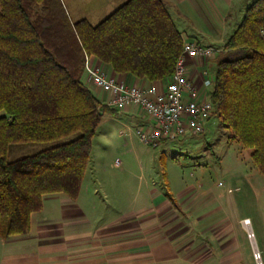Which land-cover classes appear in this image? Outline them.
<instances>
[{"label": "trees", "instance_id": "obj_1", "mask_svg": "<svg viewBox=\"0 0 264 264\" xmlns=\"http://www.w3.org/2000/svg\"><path fill=\"white\" fill-rule=\"evenodd\" d=\"M168 3L126 0L94 24L72 21L61 0H0L2 237L30 233L45 195L79 197L98 126L119 113L85 81V52L150 81L175 72L187 41ZM210 63L214 115L251 149L264 176V0L248 7ZM20 142L54 143L10 160V145Z\"/></svg>", "mask_w": 264, "mask_h": 264}, {"label": "crops", "instance_id": "obj_2", "mask_svg": "<svg viewBox=\"0 0 264 264\" xmlns=\"http://www.w3.org/2000/svg\"><path fill=\"white\" fill-rule=\"evenodd\" d=\"M125 1L105 0V5L110 8L107 15ZM167 1L169 2L168 11L186 41L193 40L202 45L215 46L222 50L231 35L241 25L248 7L255 0ZM84 14L79 13L78 17L89 19ZM89 20L93 22L91 19ZM209 64H204L201 59L190 58L187 71L189 77L200 84L202 72L205 67L209 68ZM109 71L111 75L128 83L146 85L153 82L129 73H118L111 67ZM154 82L166 85L161 80ZM93 91L102 101H107L109 93L101 89ZM118 112L120 115L124 113L136 121L138 116L142 115L143 117L144 114V120L139 121V128H143L141 124L144 121L146 122L145 128L151 125L149 117H146V113L140 106L129 105ZM230 138L237 139V137L231 136ZM249 153L251 155L250 151ZM89 165L78 198L72 199L62 193L47 194L44 196V209L33 214V227L30 233L7 238L0 235V264H112L111 260L113 259L118 260L116 264H160V260L163 264H256L253 244L251 243L249 246L250 238L242 223L244 218L250 219L251 228L256 236V249L260 251L261 263L264 264V213L255 218V221L249 216L239 218L236 222L238 225L230 227V229L236 227L239 230L242 243L236 236L231 237L232 230L231 232L225 231L227 223H230L227 217L219 221L227 225L224 231L222 229L215 235L213 240L216 239V241L213 242V245L206 243L202 239L203 236L192 233L189 228L185 229V220L181 221L182 226L176 229L174 222L178 219L177 217L175 219L172 216V219L168 220V216L157 214L159 208H163L162 211H165L164 208H167L169 203H171L173 211H178V208L184 210V206L177 201L175 203L170 195L167 200L160 201L157 198L150 208L145 209L144 213L141 212V215L129 216L127 219L130 223L125 220L118 233L105 228L106 226L103 224L95 226L89 216L94 212V207L87 205L85 201L92 197L87 189L90 181L97 179L98 173L95 168L90 169ZM253 165L254 163L249 168L245 167L244 170L233 169L226 174L231 181L236 182L235 189L244 185L250 189L253 195L261 197L264 193V176ZM94 183L96 182L94 181ZM230 188L233 187H229V191ZM161 202L162 204H159ZM161 219H166L163 227L167 226L168 228L169 225L171 228L166 230L165 234L157 231L159 225L164 221ZM186 222L191 223L190 219H186ZM253 223L259 232V241ZM180 228H183L182 232L176 235V231ZM114 236L118 238L117 247L111 246V238ZM159 238L161 239L159 240ZM176 238L182 240V242H178L182 243L181 248H176ZM244 242L245 248L243 247ZM246 242L248 246H246ZM114 261L116 262V260Z\"/></svg>", "mask_w": 264, "mask_h": 264}, {"label": "rangeland", "instance_id": "obj_3", "mask_svg": "<svg viewBox=\"0 0 264 264\" xmlns=\"http://www.w3.org/2000/svg\"><path fill=\"white\" fill-rule=\"evenodd\" d=\"M61 1L72 21L80 19L79 13H85L92 23L97 24L107 16L110 9L105 5V0ZM213 67L210 63L209 68ZM120 109L122 108L118 110ZM136 119L138 120H132L124 113H118L117 116L105 114L98 126L89 165L90 169L95 168L98 173V181L94 179L98 184L90 181L87 190L92 197L85 201L87 205L94 207V212L89 215L92 224H103L105 228L118 233L125 220L130 223L127 219L129 216L141 215L157 198L160 201L167 200L170 195L184 206V210L175 207L178 211H173L169 203L167 208H164L165 211L159 208L157 214L168 216V220L172 219V216L177 217L174 222L176 229L182 226L181 221L185 220V229L189 228L192 233L203 236L202 239L206 243L213 245L216 241L213 240L215 235L222 229L224 231L228 224L225 231L232 230L231 237L236 236L242 243L239 230L230 227L237 226L239 218L249 216L255 221V218L261 216L264 213V193L258 197L244 185L235 189L236 182L231 181L226 173L233 169L249 168L253 164L249 153L251 149L244 148L239 140L231 139L232 130L228 129L216 114L210 118L204 132L187 133L177 139L167 140L158 147L145 143L137 132L139 121L144 120V114ZM141 125L145 128L146 122ZM53 143H12L9 159L15 160L36 153ZM229 187L234 189L230 188L232 190L229 191ZM225 217L230 223L219 222ZM186 219H190L191 223L188 224ZM161 220L164 221L157 231L165 234L166 230L171 228L169 225L168 228L163 227L166 219ZM253 226L259 241V232L254 223ZM182 229H178L176 235L182 232ZM111 239V246L117 247V236ZM178 239L176 238L175 245L176 248H181L182 243L178 242L182 240ZM250 240L249 246L252 243L253 247L255 245L257 248L256 243ZM244 245L245 242V248ZM111 261L112 264L118 262L117 259ZM160 264H163L161 260Z\"/></svg>", "mask_w": 264, "mask_h": 264}, {"label": "built area", "instance_id": "obj_4", "mask_svg": "<svg viewBox=\"0 0 264 264\" xmlns=\"http://www.w3.org/2000/svg\"><path fill=\"white\" fill-rule=\"evenodd\" d=\"M220 51L215 46L187 41L175 72L161 80L166 85L154 81L146 85L128 83L111 75L109 65L102 59L85 52V81L93 90L101 89L109 93L105 102L109 106L118 109L129 105L140 106L148 115L151 125L139 128L137 132L145 143L158 147L164 140L177 139L187 133H202L207 128L214 115V104L209 93L213 83L212 72L205 67L200 84L196 83L188 75V62L190 58H197L208 64ZM243 224L248 237L253 240L255 234L250 219L245 218ZM254 257L261 264V253L255 246Z\"/></svg>", "mask_w": 264, "mask_h": 264}, {"label": "bare ground", "instance_id": "obj_5", "mask_svg": "<svg viewBox=\"0 0 264 264\" xmlns=\"http://www.w3.org/2000/svg\"><path fill=\"white\" fill-rule=\"evenodd\" d=\"M252 241H254V244H255V240L253 239Z\"/></svg>", "mask_w": 264, "mask_h": 264}]
</instances>
